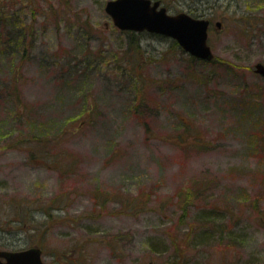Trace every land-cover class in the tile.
<instances>
[{"label":"rangeland","instance_id":"obj_1","mask_svg":"<svg viewBox=\"0 0 264 264\" xmlns=\"http://www.w3.org/2000/svg\"><path fill=\"white\" fill-rule=\"evenodd\" d=\"M108 1L0 0V251L264 264V0H152L215 11L216 64Z\"/></svg>","mask_w":264,"mask_h":264},{"label":"water","instance_id":"obj_2","mask_svg":"<svg viewBox=\"0 0 264 264\" xmlns=\"http://www.w3.org/2000/svg\"><path fill=\"white\" fill-rule=\"evenodd\" d=\"M105 12L120 31L148 32L170 38L193 58L211 61L214 54L207 44L209 20L195 18L186 12L171 15L160 1L110 0ZM217 27L220 23L216 24ZM254 72L264 78V65L257 63ZM0 264H46L40 248L0 251ZM151 264V263H147ZM169 264V263H165Z\"/></svg>","mask_w":264,"mask_h":264},{"label":"trees","instance_id":"obj_3","mask_svg":"<svg viewBox=\"0 0 264 264\" xmlns=\"http://www.w3.org/2000/svg\"><path fill=\"white\" fill-rule=\"evenodd\" d=\"M161 1H163L162 3H165V1L164 0H161ZM186 10H187V12L191 15V16H193V17H206V18H212V17H216V12L215 11H213V10H209V11H205V9L203 8V9H199V7L198 8H194V7H192V6H188V7H186ZM209 21H211V19H209ZM246 23H248V22H246ZM249 24V23H248ZM125 33H127V34H131V35H134L135 33H132V32H125ZM9 35V34H8ZM5 38H6V42L4 43V44H6L7 46L9 45V43H10V39H13L11 36H9L8 37V39L9 40H7V35H5ZM22 42H20V44H21ZM175 44H177V43H175ZM25 54V50H23V52H22V55H24ZM192 60H193V58H191ZM216 61H219V60H217V59H213L211 62H209V64H216ZM12 90L14 91V92H11V94H12V96L13 97H16L17 96V92H18V88H16V87H13L12 86ZM15 99V98H14ZM22 105V104H21ZM19 108V106H17V109ZM35 141V140H34ZM45 142V141H44ZM23 225H26V222H24V221H20ZM170 264H177L176 262H172V263H170Z\"/></svg>","mask_w":264,"mask_h":264}]
</instances>
